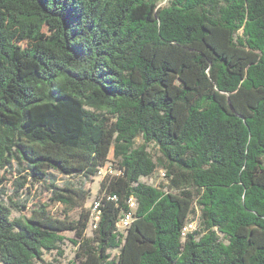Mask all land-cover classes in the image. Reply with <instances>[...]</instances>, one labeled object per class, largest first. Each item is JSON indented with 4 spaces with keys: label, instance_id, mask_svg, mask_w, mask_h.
Returning a JSON list of instances; mask_svg holds the SVG:
<instances>
[{
    "label": "trees",
    "instance_id": "1",
    "mask_svg": "<svg viewBox=\"0 0 264 264\" xmlns=\"http://www.w3.org/2000/svg\"><path fill=\"white\" fill-rule=\"evenodd\" d=\"M112 151L91 235L92 207L31 201L78 206L54 172L91 179ZM159 167L169 189L142 181ZM67 231L69 264H264V0H0V264L63 255Z\"/></svg>",
    "mask_w": 264,
    "mask_h": 264
},
{
    "label": "rangeland",
    "instance_id": "2",
    "mask_svg": "<svg viewBox=\"0 0 264 264\" xmlns=\"http://www.w3.org/2000/svg\"><path fill=\"white\" fill-rule=\"evenodd\" d=\"M168 0H160V5H165ZM143 142L142 138L137 139V145L141 144ZM148 149L153 154V156L156 158V160L159 159L161 153L157 146L154 144H149ZM117 159L113 155V151L109 155V159L106 162L105 166H113V168H116L117 166ZM161 170H165L163 167H159L156 172L149 176V177H143L142 181L158 186L164 189H169L168 184L169 180L166 177H162ZM57 184L60 186L65 185L66 183H73L75 187H78L85 191L86 198L80 199L78 206H65L61 203H54L51 201V193L48 192V190L45 187L42 186H35L33 189H31L32 194L30 195L31 201L37 202L38 200H42L43 202H48L50 204V210L51 212L61 218H68L70 220H77L83 210L90 209L93 205V202L101 197L100 189H101V180L104 177L103 175H98L93 178H86L81 175H73V176H64L62 174L54 172ZM7 181L4 182V186L7 188V191L9 194L13 192V185L12 181L14 180V177L11 175L6 176ZM30 186V185H29ZM19 212H14V216H18ZM190 220H193L195 223V229L200 231L202 229L201 221H200V209L198 206L195 205L194 211L190 214ZM124 229H121L123 231ZM92 231L91 229H87V235H91ZM64 236L67 238L64 243L61 244V249L63 250V255H59L57 251L52 252H46L43 256L44 261L39 262L38 264H69L70 261L74 260L76 258V246L72 244L70 239H75V233L72 231H67L64 233ZM222 237V236H221ZM117 250H113L112 254H116Z\"/></svg>",
    "mask_w": 264,
    "mask_h": 264
},
{
    "label": "built area",
    "instance_id": "3",
    "mask_svg": "<svg viewBox=\"0 0 264 264\" xmlns=\"http://www.w3.org/2000/svg\"><path fill=\"white\" fill-rule=\"evenodd\" d=\"M120 173L119 170L113 168V166H104L102 168H100V170L98 171V175H103V176H108V175H114V174H118ZM161 175L162 177H166V173L164 170H161ZM111 199L116 200L117 197L114 196H110ZM128 204L130 209L126 212L123 213V215L121 216L119 222H118V228L119 229H126L127 227L130 226L133 217H134V210L137 206V202L136 199L134 198V196L130 197V199L128 200ZM101 200L98 198L93 202L92 205V211H91V218H90V225H89V229L94 230L98 227V222L100 220V216H101ZM195 223L194 221H190L186 224V226L183 229V234L185 235L187 232L191 231L192 229L195 228Z\"/></svg>",
    "mask_w": 264,
    "mask_h": 264
}]
</instances>
